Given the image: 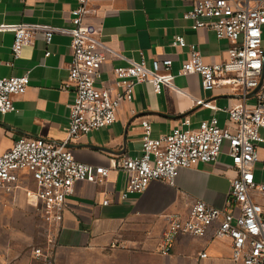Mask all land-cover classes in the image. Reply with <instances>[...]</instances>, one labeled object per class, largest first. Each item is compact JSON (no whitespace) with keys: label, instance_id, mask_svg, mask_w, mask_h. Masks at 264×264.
<instances>
[{"label":"crops","instance_id":"0c3cea01","mask_svg":"<svg viewBox=\"0 0 264 264\" xmlns=\"http://www.w3.org/2000/svg\"><path fill=\"white\" fill-rule=\"evenodd\" d=\"M195 1L90 0L85 21L100 28L104 41L114 51L108 52L97 83L99 88L122 92V87L116 85L114 69L143 58L149 67L155 59L171 58L175 78L173 86L166 85L161 94L155 92L151 82L138 83L133 99L121 104L115 123L69 144L78 161L112 170L104 183L79 181L67 198L52 264H58L71 251L95 256L92 264H234L231 239L215 237L216 226L205 236L181 234L170 254L161 251L170 215L186 218L196 199L216 208L225 206L237 175L228 154V141L214 162L181 168L175 185L153 180L145 191L124 200L121 194L127 176L115 167L124 156L142 155L143 119L151 122L155 137L170 133L185 119L190 120L192 129L212 118H217L220 126L228 124V110L238 103L241 94L230 86L207 91L200 74L178 73L188 57V48L173 47L175 35H183L188 44L195 45L207 63L228 59V40L218 39L207 28L194 29V20L184 17ZM77 5L78 0H0V25L26 23L71 28L72 10ZM71 42L69 34L57 32L47 45L45 34L39 32L24 48L22 57L15 60L14 32L0 31V78L30 75L26 93L15 99V110L0 113V155L22 137H44L57 142L67 137L70 105L75 99L74 88L64 87L73 60ZM47 51L51 52L49 56ZM197 99H206L213 107L197 105ZM247 102L254 104L255 97L249 96ZM260 155L264 159L263 149ZM262 169L263 163L259 162L256 178L264 183ZM18 183L12 191L0 190V232L10 238L5 250L0 251V264H49L35 259L26 248L31 242L24 232L29 230L27 220L34 230L41 216L48 227L39 206L27 196V191L36 189V183L26 171L20 173ZM104 200H110L109 204H104ZM203 252L207 256L200 258Z\"/></svg>","mask_w":264,"mask_h":264},{"label":"built area","instance_id":"2783aa9c","mask_svg":"<svg viewBox=\"0 0 264 264\" xmlns=\"http://www.w3.org/2000/svg\"><path fill=\"white\" fill-rule=\"evenodd\" d=\"M254 1V5H252ZM90 0H78L72 10L71 28H53L41 24H2L1 30L14 32L12 52L15 60L22 57L39 32L45 34L50 45L55 33L72 37L73 60L69 66V80L65 88H74L75 99L70 105L67 137L61 142L44 137H22L13 147L0 155V190L12 191L18 187L20 173L28 172L36 189L27 196L39 206L48 223L45 243L33 249L35 259L52 264L58 244L60 226L64 219L66 200L75 192L79 181L104 183L112 167L94 166L76 159L69 144L77 138L112 125L124 101H131L135 86L151 82L161 94L166 85L173 86V60L155 59L149 67L143 58L127 67L114 69L116 85L122 92L99 88L97 83L108 52H114L104 41L100 28L85 21ZM184 17L194 20V29L212 30L218 39L231 43L228 59L207 63L195 45L188 44L183 35H175L171 45L188 48V57L182 63L180 75L200 74L202 86L212 91L218 86H230L241 94L238 103L229 111L228 124L220 126L217 118L190 128V120L170 133L153 135L151 122L143 119L142 155L124 156L115 167L127 176V185L121 199L145 191L151 181L161 180L175 185L181 168L217 160L225 141L237 175L233 178L225 206L213 207L196 199L186 218L169 216L161 251L170 254L181 234L205 236L213 226L215 237L231 239L234 264H264V204L257 195L264 196V183L256 178V166L263 163L264 150V0H196ZM51 54L47 51V56ZM30 85L29 73L0 78V113L15 110V99L26 93ZM253 95L255 103L247 98ZM197 105L211 108V102L197 99ZM110 200H104L109 204ZM207 252L200 254L205 258Z\"/></svg>","mask_w":264,"mask_h":264},{"label":"rangeland","instance_id":"374dc122","mask_svg":"<svg viewBox=\"0 0 264 264\" xmlns=\"http://www.w3.org/2000/svg\"><path fill=\"white\" fill-rule=\"evenodd\" d=\"M263 32H264V26H263ZM264 38V36H263ZM264 134V132H263ZM256 172V169H255ZM262 175L264 176V170L262 169ZM262 176V177H263ZM257 198L260 202L264 203V196L257 195ZM39 224L37 228L34 227V230L32 228V224L29 220L26 221L27 225L26 227L29 230L24 231L27 238H30V243L28 245L27 250L31 253L33 256V249L37 246H42L45 243V236H46V224L44 220L39 216ZM7 233L0 232V251L5 250L6 245L10 242L9 235L7 237ZM95 256L83 252V251H71L65 255L62 256L61 260L58 261V264H92L93 260H95ZM43 264V263H41Z\"/></svg>","mask_w":264,"mask_h":264}]
</instances>
